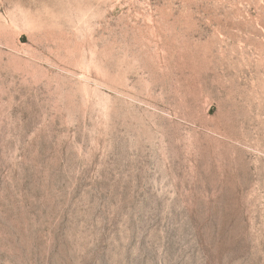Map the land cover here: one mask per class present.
Segmentation results:
<instances>
[{"label": "rangeland", "instance_id": "1", "mask_svg": "<svg viewBox=\"0 0 264 264\" xmlns=\"http://www.w3.org/2000/svg\"><path fill=\"white\" fill-rule=\"evenodd\" d=\"M0 264H264V0H0Z\"/></svg>", "mask_w": 264, "mask_h": 264}]
</instances>
